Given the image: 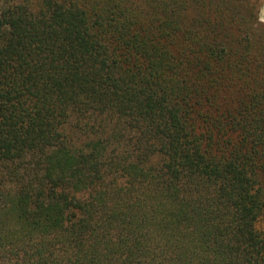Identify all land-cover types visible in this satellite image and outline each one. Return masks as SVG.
<instances>
[{
	"label": "trees",
	"instance_id": "1",
	"mask_svg": "<svg viewBox=\"0 0 264 264\" xmlns=\"http://www.w3.org/2000/svg\"><path fill=\"white\" fill-rule=\"evenodd\" d=\"M258 4L0 1V264H264Z\"/></svg>",
	"mask_w": 264,
	"mask_h": 264
},
{
	"label": "rangeland",
	"instance_id": "2",
	"mask_svg": "<svg viewBox=\"0 0 264 264\" xmlns=\"http://www.w3.org/2000/svg\"><path fill=\"white\" fill-rule=\"evenodd\" d=\"M0 1L2 2L3 0H0ZM15 1H19V0H15ZM259 3L260 4H258V8H259V14H260V22L264 24V0H259Z\"/></svg>",
	"mask_w": 264,
	"mask_h": 264
}]
</instances>
